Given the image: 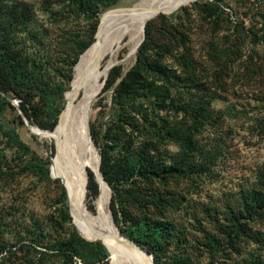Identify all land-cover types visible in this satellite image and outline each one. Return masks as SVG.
Wrapping results in <instances>:
<instances>
[{"label":"rangeland","instance_id":"obj_1","mask_svg":"<svg viewBox=\"0 0 264 264\" xmlns=\"http://www.w3.org/2000/svg\"><path fill=\"white\" fill-rule=\"evenodd\" d=\"M24 1L32 7L39 22V33L44 37L48 83L59 88L66 84L75 42H84L87 34H93L91 46L98 38L106 36L117 20L138 11L148 0H119L100 9L96 28L95 18L77 11L73 0ZM158 15L149 20L148 35L142 39L144 37L148 49V61L156 62L164 73L146 74L145 77L173 100V106L158 113L164 126L182 131L193 127L194 118L198 120L194 141L201 152L194 153L191 160L204 165L201 171L194 169L185 178H171L168 182V188L179 190L185 196L182 207L168 216L182 238V244H171L169 251L177 256L184 254L189 264H254L264 260V213L255 216L238 210L242 196L256 189L264 176V0H191L189 5L171 14H161L162 18ZM128 49L122 46L113 56L114 63L109 64V58L106 59L97 71L98 79H95L96 71L92 72L76 87L88 78L92 85L97 84L100 77L116 65H121L124 73L130 71L136 64L137 52L128 56ZM75 67L71 68L70 88L64 93L67 111ZM95 89L91 86L73 105H78L79 121L85 126L84 135L87 120L89 125L105 127L119 115L124 121L134 115L126 102L113 100V93L102 96L99 93L93 98ZM10 102L15 109L2 113L0 124L4 130H14L40 159L49 162V178L39 171H26L25 163H22L27 160L26 156L10 149L0 132V162L6 161L5 173L10 177L0 182V212L9 214L8 222L18 228V233L28 232L27 238L18 243L13 231L6 236V239L10 238V244L16 245L2 253L0 264H36L38 255L30 238L33 233L43 231L60 240L67 236L66 225L59 228L54 224L61 220V212L66 208L69 211L65 188L52 171L58 141L63 139L56 140L52 135H61L62 130L53 134L45 130L40 132L32 122L28 127L16 106L18 101L12 99ZM53 143L55 154L51 147ZM83 148L86 152L84 140ZM156 148L168 162L180 152L178 141L167 138L157 143ZM20 157L22 160L18 163ZM83 172L84 167L78 176L77 188H80ZM108 192L109 211L111 189ZM96 199H85L86 206L92 205L94 212ZM228 207L234 208L239 224L245 229L243 236L233 240L223 236L222 229H218L222 224H232L228 220ZM71 214V226L88 241L78 216ZM100 221L96 220V224L101 229L103 222ZM228 230L236 231V225ZM206 234L218 239L214 250L203 245L207 243ZM108 253L109 264H129L115 249H109ZM169 260L164 262L167 264Z\"/></svg>","mask_w":264,"mask_h":264},{"label":"trees","instance_id":"obj_2","mask_svg":"<svg viewBox=\"0 0 264 264\" xmlns=\"http://www.w3.org/2000/svg\"><path fill=\"white\" fill-rule=\"evenodd\" d=\"M117 1L119 0H73L77 11L95 18V28L99 23L97 15L100 9L112 6ZM158 16L163 17L161 14ZM150 21L144 27L143 35H148ZM40 28L43 29V26ZM92 35L87 34L84 42L74 43L72 51L75 50V54L69 63L71 68L77 65L80 54L93 42ZM103 35L104 33L100 34V37ZM111 50L103 60L92 63L76 84L88 75L91 76L92 72H97ZM147 51L143 41L137 50L136 64L132 69L124 73L121 65L112 67L109 73L106 72L100 77L93 93V98L99 94L108 73L100 96L113 93V100L126 102L127 108L131 109L128 110L133 111L134 115L126 121L119 115L116 121L105 127L90 124L89 131L100 156L101 175L111 189L109 209L119 232L152 255L154 264H166L164 261L168 258L170 260L167 264H189L188 257L184 254L177 256L169 251L171 244L180 246L182 238L181 232L176 230L175 224L168 216L182 207L185 196L179 190L173 191L168 188V182L171 178H185L194 169L200 171L204 169L202 163H193L191 160L194 153L201 152L194 141L198 132V120L194 118L193 127H187L182 131L169 129L163 125L158 113L174 104L169 94L160 92L146 79V74L157 76L164 73L156 62L148 61ZM46 56V44L44 37L39 33V22L32 7L24 0H0V116L7 109H15L8 97L16 99L19 108L32 124L52 133L62 130L61 135L55 134L62 139L66 113L60 124H56L67 104L64 101V93L70 88L72 73L70 68L65 85L59 88L52 87L46 77L45 59L48 57ZM91 86L92 81L89 78L75 86L73 102L80 100ZM18 118L20 119V116ZM0 132L6 137L10 149L26 156L27 160L24 159L22 162L25 163L26 171H39L45 178H49L48 161L40 159L20 140L14 130H4L0 124ZM164 138L177 140L179 143L180 152L169 158L170 162L162 157L159 148H156V144ZM85 139L90 155L99 164L87 130ZM51 147L55 154V144L53 143ZM21 160L20 157L18 163ZM85 162L87 161L82 158L84 172L79 181L80 203L82 201L84 208L106 223L100 204L103 197L108 207V189L104 186L103 191L99 190L94 173L96 176L98 174L87 164L88 162ZM5 172L7 163L0 162V182L10 178ZM86 197L90 201L97 198L95 212L92 205L86 206ZM238 210L241 213L242 210L248 214L253 213L255 216L264 213V176L260 178L256 189L242 196ZM227 213L230 214L228 220L232 221V224H222L218 227L222 229V235L232 238L231 240L243 236L245 229L239 224L238 214L236 215L234 208L228 207ZM9 217L8 213L0 212V256L6 249L11 250L16 245L10 244V238L6 239L9 233L14 232L16 243L21 242L22 238L26 239L25 236L28 235V232L18 233V228L14 227L12 222H8ZM60 218L61 222L56 220L54 224L56 223L59 228L63 225L68 227L64 239H53L50 234L43 231L33 233L30 237L35 254L38 255L36 264H109V253L102 243L82 239L71 226L72 218L68 208L61 212ZM235 225L236 231L228 230L230 226ZM117 229L114 226L115 235ZM206 240L204 246L211 250L217 247L218 239L206 234ZM230 246L233 248L232 243ZM254 264H264V260Z\"/></svg>","mask_w":264,"mask_h":264},{"label":"bare ground","instance_id":"obj_3","mask_svg":"<svg viewBox=\"0 0 264 264\" xmlns=\"http://www.w3.org/2000/svg\"><path fill=\"white\" fill-rule=\"evenodd\" d=\"M194 1L195 0H193V2ZM190 2L191 0H148L138 11L131 12L122 19L117 20L113 29L106 36L98 38L95 43L88 47L80 56L78 64L75 67L73 87L68 102L69 108L66 113L63 128V139L60 140L58 136L56 137L52 135L56 140H60L58 141L57 155L52 161V171L54 177L61 181L65 188L70 211L78 216L81 228L88 234L89 239L94 237L100 238L110 250L115 249L129 264H147V261L150 259L149 257H145L143 252L134 250L124 241L122 242L113 239L112 237L110 238V236H115V230L114 224L108 214V207L104 198L102 197L101 205L105 210L104 211L102 208V212L107 220L106 223L97 219L86 208H84L85 206L82 201V204L80 203L81 191L80 188L77 187L78 176L84 167L82 156L85 154L84 159L88 162L85 163H87L97 174L98 161L89 153V147L85 139L86 134L84 135L85 126L83 122L79 121L78 105L73 106V94L76 88L75 84L79 76L90 66L91 63L103 60L105 55L111 49L112 50L108 54L110 57H107V59L109 58V60H107L109 64L113 62V56L117 55L122 46L129 48L128 56L134 55L142 41L144 27L151 18L156 17V15H158L157 13L166 14L175 7L181 8L187 6ZM99 76V73L96 72L95 79H98ZM96 85L97 84L94 83L92 87L94 88ZM37 130L43 132L39 128H37ZM83 140L87 147L86 152L83 148ZM94 152L98 156L95 147ZM97 177H99V174ZM104 186L105 185L100 180L101 191H103ZM96 220L103 222L101 229L97 226ZM78 232L80 231L78 230ZM88 238L86 239L88 240Z\"/></svg>","mask_w":264,"mask_h":264},{"label":"water","instance_id":"obj_4","mask_svg":"<svg viewBox=\"0 0 264 264\" xmlns=\"http://www.w3.org/2000/svg\"><path fill=\"white\" fill-rule=\"evenodd\" d=\"M179 7H175L173 10H171V11H169V12H167L166 14H171L172 12H174V11H176L177 9H178ZM157 14H160V13H157ZM144 36V35H143ZM143 39H144V37H143ZM143 39H142V41H143ZM142 43V42H141ZM111 69V68H110ZM109 73V72H108ZM108 73L106 74V76H105V78H104V80H103V82H102V88H103V86H104V84H105V81H106V79H107V77H108ZM102 88H101V91H102ZM100 91V92H101ZM99 92V93H100ZM8 100L9 101H11L12 99H10L9 97H8ZM16 106H17V108H18V110H19V112H20V115L24 118V120H25V122H26V124L28 125V127L29 126H31L30 124H31V121L23 114V112L21 111V109L19 108V105H18V103H16ZM67 106H68V104H65V107H64V109L61 111V113H60V115H59V117H58V121H57V124L56 125H59L60 124V122H61V119H62V117H63V115L65 114V111L67 110ZM37 127V126H36ZM37 128H39V127H37ZM41 130V129H40ZM87 132H88V135H89V137H90V140H91V136H90V131H89V123H88V120H87ZM92 141V140H91ZM93 143V142H92ZM93 145H94V143H93ZM94 147H95V149L97 150V148H96V146L94 145ZM97 154H98V159H99V164H98V169H97V172H98V174H99V177H97L96 176V174L94 173V175H95V178H96V181L98 182V184H99V190H100V180L102 181V183L106 186V188L108 189V190H110V188H109V186L107 185V183L104 181V179H103V177H102V175H101V172H100V156H99V153H98V150H97ZM100 178V179H99ZM87 181H88V176H87V180H86V185H87ZM86 190H87V187H86ZM67 196V195H66ZM69 213H70V216H71V218H72V214H71V212H70V209H69ZM108 214H109V216H110V218H111V220H112V223L114 224V226H115V228L117 229V227H116V225H115V223H114V221H113V218H112V216H111V212H110V210L108 211ZM73 220V219H72ZM78 231V230H77ZM81 235V234H80ZM113 238V239H116V240H123V241H125V243L126 244H128V245H130L134 250H136V251H138V252H143L144 253V255H145V257H149V261H147V264H154L153 263V259H152V255H150L146 250H144L143 248H141L140 246H138L136 243H134L133 241H131L130 239H128V238H126L125 236H123L120 232H119V230L117 229V234L115 235V236H110V238ZM101 239L100 238H98V237H94V238H91V239H88V241H100ZM101 242V241H100ZM102 243V242H101ZM102 245H104L103 243H102ZM107 249V248H106ZM107 251H108V249H107ZM149 262V263H148Z\"/></svg>","mask_w":264,"mask_h":264}]
</instances>
